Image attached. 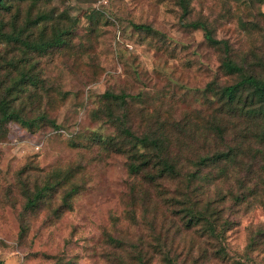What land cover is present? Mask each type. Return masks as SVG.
I'll return each mask as SVG.
<instances>
[{
  "label": "rangeland",
  "instance_id": "obj_1",
  "mask_svg": "<svg viewBox=\"0 0 264 264\" xmlns=\"http://www.w3.org/2000/svg\"><path fill=\"white\" fill-rule=\"evenodd\" d=\"M187 2L186 14L179 0L14 7L19 27L29 13L45 15L24 31L31 41L52 39L56 24L68 33L42 52L0 39V98L27 72L34 82L6 97L10 109L36 120L32 128L0 123L1 264H264V136H257L264 126L220 108L221 88L241 77L222 68V45L189 26L205 22L246 74L264 77V0ZM10 20L3 17L7 32ZM122 126L138 136L162 126L183 173L199 170L209 181L181 176L150 185L130 175L119 151ZM237 143L234 161L197 165ZM185 192L197 210L214 211L222 237L204 220L186 225Z\"/></svg>",
  "mask_w": 264,
  "mask_h": 264
},
{
  "label": "trees",
  "instance_id": "obj_2",
  "mask_svg": "<svg viewBox=\"0 0 264 264\" xmlns=\"http://www.w3.org/2000/svg\"><path fill=\"white\" fill-rule=\"evenodd\" d=\"M21 1L24 0H0V39L6 41H13L19 43L20 45H28L32 50L42 52L46 50L50 45L59 44L63 42V35L68 33V30L60 26L59 24L54 25L56 29V35L51 39L46 41H31L29 35L23 37L25 30L32 28L39 21L44 20L45 15L39 14L36 18L31 19L30 13L29 17L26 20L24 27L17 26V18L19 10L15 9L14 13L12 10L14 7ZM33 3L36 0H32ZM180 5L183 10V14L188 12V2L187 0H179ZM5 15H10L11 20L9 26L11 31L4 30V21L3 17ZM189 26L191 27H201L204 30L205 39L208 43L214 47L223 46L224 55L221 60L222 68L228 73H238L240 79L233 84L226 85L221 88L220 94L222 96L223 106H220L221 109L227 110L228 115L234 118H250L258 119L262 126H264V77H258L255 74L244 72V67L238 64L231 56L228 54L229 46L226 41L219 40L213 37L212 30L208 27L205 22L195 21L190 22ZM138 29H147L148 26L145 25H136ZM32 30L29 31L31 35ZM27 81L33 83L34 80L30 77V74L27 72H20V79L13 81L12 85L7 88L5 96L0 98V123L15 120L19 122L22 126L27 128H32V125L36 123V120L33 118H24L19 112L10 109L8 103V96L12 94L14 90L20 88L21 83H26ZM6 94L8 95L6 97ZM109 99L114 97L117 99V96L112 94H105ZM119 100H124L123 95L118 96ZM110 108V107H109ZM109 119L113 120V113L109 111L107 114ZM123 125V124H122ZM159 130L149 134H143L142 136L135 135L129 128L122 126L120 129V136L122 140H127V144L122 141V144L119 145V151L125 154L127 159V169L130 175L140 176L147 184H157L158 181L164 179H179L181 176H184L188 184L194 179H201L204 182L209 181L208 175L202 174L200 176V171L195 170L188 173H183L184 164L180 159V156L174 153L169 146L168 138L163 132L162 126L158 127ZM225 126L215 125L216 134L221 137L224 133ZM258 138L264 136V132L257 134ZM129 145V146H126ZM241 151L239 144L229 147L226 152H217L211 156L200 157L197 165L200 167H214V166H223L226 163L234 161ZM199 169V168H198ZM194 188H198L196 185ZM48 189L47 185L42 186L37 189L32 198L29 199L28 203H36L41 197L45 190ZM71 192L67 196L76 191V188L73 187ZM185 197L183 202L189 203L185 207L184 212L187 213V224L188 226L199 223L204 220L207 224V229L212 236L222 237L223 230H219L216 225V221L213 219L214 211L208 212V210L202 211L197 210L190 204V194L187 192L183 193ZM168 200V199H166ZM66 201V200H65ZM212 201L207 200L205 206L208 208L211 205ZM1 264V263H0Z\"/></svg>",
  "mask_w": 264,
  "mask_h": 264
}]
</instances>
